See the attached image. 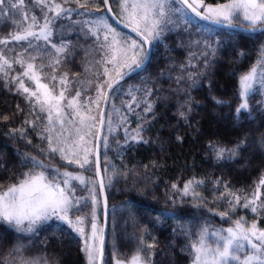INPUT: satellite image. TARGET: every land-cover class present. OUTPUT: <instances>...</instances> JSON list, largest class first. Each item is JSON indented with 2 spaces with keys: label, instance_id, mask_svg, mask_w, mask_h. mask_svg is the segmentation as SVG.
<instances>
[{
  "label": "snow or ice",
  "instance_id": "obj_1",
  "mask_svg": "<svg viewBox=\"0 0 264 264\" xmlns=\"http://www.w3.org/2000/svg\"><path fill=\"white\" fill-rule=\"evenodd\" d=\"M117 8L118 11L113 9L112 0H0V18L10 21L15 28L0 37V44L7 45L12 41L25 45L11 58L0 51V73L4 74L5 87L23 95L32 112L37 113L35 119L26 118L24 123L33 129L37 128V121L42 123L36 135L46 141V148L40 149L45 159L59 155L63 162V166L58 167L36 155L24 153L21 158L23 171L15 174L14 179L10 177L7 183H0V222L17 234L32 233L38 225L54 217L67 225L71 230L69 235L74 233L79 237L80 251L87 264H105L109 214L106 190L120 171L111 165L109 172L108 148L112 137L118 136L119 130L123 129V141H117V148L121 143L151 142L145 133L155 119L152 115L155 111L153 89L145 84L143 88L136 86L133 90L129 85L126 93L129 99H121L117 106L115 98L122 95L124 78L145 64L150 48L172 28L195 29L197 39H190L188 46L203 51L199 56L189 52L188 66L202 58L205 68L209 64V53L215 56L222 47L223 37L217 35L216 26L243 28L253 35H264V0H214L212 3L205 0H118ZM109 14L135 33V37L115 27L109 21ZM73 31L92 39L91 48L98 57L85 64L87 75L83 77L78 73L59 71L73 46L65 37ZM258 52L256 61L237 75L234 95L238 103L233 119L238 122L244 117L255 118L250 104L252 96L259 93L264 97V43ZM246 55L240 48L234 58L240 60ZM15 65H19L20 70L12 74ZM179 67L183 70L187 66L181 64ZM46 68L51 69L50 74L44 71ZM202 74L187 72L186 76L183 73L177 76V91L183 80L190 82L184 100L178 101L177 115L185 121L193 112V106L201 104L190 92L201 85ZM137 92L142 94L138 96ZM204 100H210L214 105L227 103L212 94L211 81H208V95ZM257 104L264 111V98ZM121 109L125 113H135V127L130 126L129 116L122 114ZM0 119L7 121L9 117L5 115ZM17 130L25 137L24 127L14 128L12 132ZM182 139L176 136L177 141ZM28 142L31 143L30 138ZM255 143L264 149V133ZM249 146L250 134L245 132L234 143L209 138L205 148L214 161L223 162L235 160ZM261 154L264 156V152ZM152 164L155 167L156 162ZM88 171L94 174L86 176L84 173ZM220 180L221 177H217L212 181V193L214 202L226 205L221 211L208 207L207 198L197 191L206 184L205 179L193 175L184 180L183 187H178L175 181L171 183L168 190L171 195L166 194V200H171L172 204L191 196L196 207L203 205L210 212H218L222 219L231 220L227 228L211 227L207 220L195 225L191 219L178 222L186 241L180 250L188 252L189 264H264V227L258 224L264 216V172L250 194L231 189L227 181L221 191ZM77 188L83 190V195L77 194ZM89 204L90 210L82 211ZM101 205L105 223L99 219ZM241 208L250 210L256 218L248 221L242 215L232 219ZM153 211L155 216L151 211L147 213L149 224L153 225L174 215L167 207ZM112 215L115 222L114 207ZM137 231L139 235L134 232L131 236L136 242L135 247L124 258L120 257L113 242V264H153L151 257L156 237L151 236L148 224ZM176 231L174 228V235ZM27 247L18 236L0 264H50L39 255H27Z\"/></svg>",
  "mask_w": 264,
  "mask_h": 264
},
{
  "label": "trees",
  "instance_id": "obj_2",
  "mask_svg": "<svg viewBox=\"0 0 264 264\" xmlns=\"http://www.w3.org/2000/svg\"><path fill=\"white\" fill-rule=\"evenodd\" d=\"M112 2L113 9L118 11V0H112ZM205 2L212 3L214 0H205ZM109 21L111 22L110 19ZM14 30V25L10 21L0 18V37ZM216 31L217 35L223 37L222 47L215 56L209 53V64L206 68L202 58L194 60L193 64L188 66V53L193 52L199 56L203 49L188 46L190 39H197L195 29L185 31V27L182 26L166 31L164 37L151 47L146 67L122 82L123 92L121 96L115 98L116 105H120L121 99H129L126 95L129 85L135 90L136 86L143 88L147 84L153 89L152 99L155 102V111L152 115L155 119L145 133L146 138H150L151 141L148 144L133 145L130 142L124 145L121 143L117 148V141H123V129H120L119 135L113 136L110 141L109 172L111 173V165H115L120 171L106 190L109 214L105 264H113V242L121 258L131 254L136 243L131 236L134 232L139 235L137 230L144 224H148L151 236L156 237V246L151 257L153 264H189L188 252L180 250L181 245L186 241L179 231V223L191 219L195 225L207 220L208 224L215 228H227L231 223L228 218L222 219L218 212L213 213L208 210V207H214L221 211L226 207L223 203L213 201L212 181L221 177L219 185L221 191L224 182L227 181L231 189H239L250 194L264 172V156L261 154L264 149L255 143L256 139L264 133V111H261L257 104V101L262 99L261 95L257 93L250 98L254 119L249 120L244 117L239 122L233 119V112L238 103L234 95L237 75L256 61L259 55L258 49L264 43V35L217 28ZM65 38L72 41L73 46L59 71L86 76L85 64L94 57L98 58L91 48L92 39L78 31L68 33ZM23 46L25 45L19 42L9 41L7 45L0 44V51L11 58ZM10 48L13 49L12 52L8 51ZM240 48H243L247 55L236 60L234 53ZM181 64H185L186 69L182 70L179 67ZM19 70L20 66L15 65L12 74ZM44 71L51 73L50 68ZM187 72H203V74L200 76L201 85L192 88L190 92L192 98L201 101V104L199 107L193 106V112L185 121L177 115L178 101L184 100L190 82L187 79L183 80L179 85L180 91H177V76L182 73L186 76ZM208 81L212 84V94L227 103L214 105L210 100H204V97L208 95ZM136 94L139 96L142 93ZM121 112L129 116L130 126L135 127L137 123L135 113H125L124 109H121ZM5 115L9 117L7 121L0 119V183H7L10 177L14 179L15 174L23 171L21 158L24 153L45 159L40 149L46 148V141H42L36 135L43 126L42 123L37 121L36 129L24 123L26 118L35 119L37 113L32 112L31 106L23 95L12 91L10 87H5L4 74L0 73V117ZM19 127L25 128V137H22L18 130L15 133L12 132V129H19ZM245 132L250 134V146L244 148L235 160L216 162L206 152L205 145L209 138L223 143H234L236 138ZM178 135L183 138L182 141L176 140ZM29 138L31 143L28 142ZM100 151L101 153L104 151L102 145ZM120 153L123 154L122 157ZM153 161L156 162L155 167H153ZM45 162L54 163L58 167L63 166L59 155L48 157ZM103 164V155H101V165ZM145 165L148 167L145 168ZM84 174L90 176L94 172L88 171ZM193 175L206 181V184L197 191L207 198L205 203L208 207L203 205L196 207L191 196L185 197L183 202L178 199L175 204H172L171 200H166V194L171 195L168 190L173 181L178 187H183L184 180ZM77 194L83 195V190L77 188ZM113 207L115 222L112 215ZM165 207L169 208L174 215L159 224H149L147 213L151 211L155 216L156 212L153 210ZM89 210L90 204L88 208L82 209V211ZM103 213L101 205L99 210L101 223H103ZM242 215L248 221L256 218L250 210L245 211L241 208L236 211L232 219ZM258 224L264 227V216L258 220ZM174 228L177 229L175 235ZM70 232L66 224L54 219L38 225L32 233L20 234L0 222V261L6 257L7 249L19 236L28 245L27 255H39L46 258L50 264H87L84 253L80 251L79 237L74 233L69 235Z\"/></svg>",
  "mask_w": 264,
  "mask_h": 264
},
{
  "label": "water",
  "instance_id": "obj_3",
  "mask_svg": "<svg viewBox=\"0 0 264 264\" xmlns=\"http://www.w3.org/2000/svg\"><path fill=\"white\" fill-rule=\"evenodd\" d=\"M109 19L115 24V26L117 28H119L120 30L124 31V32H128L130 35H132L133 37H135V33H131V30L130 29H127L125 28L123 25L119 24L118 21L112 17L110 14H109ZM217 29H222V30H231V31H236V32H241V33H246V34H251L250 32H246L243 30V28H239V29H226L224 28L223 26H216ZM150 54H151V48H150V51H149V58H150ZM149 60V59H148ZM148 60L145 62V64L140 68V69H136L134 72H130L122 82H124L125 80H127L129 77L139 73L140 71H142L147 63H148ZM121 82V83H122ZM103 223H105V217H104V213H103ZM106 231H107V222H106Z\"/></svg>",
  "mask_w": 264,
  "mask_h": 264
},
{
  "label": "rangeland",
  "instance_id": "obj_4",
  "mask_svg": "<svg viewBox=\"0 0 264 264\" xmlns=\"http://www.w3.org/2000/svg\"><path fill=\"white\" fill-rule=\"evenodd\" d=\"M149 61V60H148ZM34 86V85H33ZM262 98H264V97H262ZM51 219H54L55 221H58V220H56L54 217L53 218H51ZM50 220V219H49ZM58 222H61V223H63L62 221H58Z\"/></svg>",
  "mask_w": 264,
  "mask_h": 264
}]
</instances>
